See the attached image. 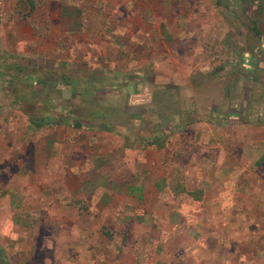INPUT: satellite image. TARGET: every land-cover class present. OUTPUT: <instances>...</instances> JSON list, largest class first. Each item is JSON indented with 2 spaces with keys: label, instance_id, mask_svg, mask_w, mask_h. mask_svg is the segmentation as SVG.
I'll use <instances>...</instances> for the list:
<instances>
[{
  "label": "rangeland",
  "instance_id": "obj_1",
  "mask_svg": "<svg viewBox=\"0 0 264 264\" xmlns=\"http://www.w3.org/2000/svg\"><path fill=\"white\" fill-rule=\"evenodd\" d=\"M161 17H165L164 21ZM263 43L264 0H0V56L14 53L24 70L33 69L53 83L61 82V77L68 81V85L64 80L54 89L36 92L31 90L36 89V81L29 88L20 86L26 103L12 102L19 99L21 92L12 96L0 86V122L8 116V126L15 128L11 133L13 138L16 136V145L28 143L27 149L20 151L21 156L10 165L17 169L20 160L22 163L25 160L26 170L33 167L39 160L42 135L62 138L73 135L63 129L64 124L37 131L28 124L29 104L41 114L46 112L48 101L63 98L66 104L75 103L85 111L91 107L106 112H99L93 126L84 123L75 128L76 142H90V147L84 146L87 151L80 154L87 156L91 152L97 156L111 143L133 146L136 142L146 140L148 144L159 139L156 147L165 148L166 155L159 169L176 177L172 187L181 196L182 209H197L198 204L187 192H191L189 188L196 189L195 178L203 172H199V161L190 165L188 160L191 154H199V147L189 150L183 145L206 140L211 133L214 140L222 137L225 125L221 124L224 121L221 111L227 106L238 109L243 106L250 122L257 123L256 114L261 113L264 123ZM136 45L139 58L131 52ZM248 48L253 59L244 52ZM247 58L254 66L247 68ZM69 84L74 85L73 90ZM135 95H142L143 100L137 103ZM248 97L250 102L246 105ZM92 98L100 99V104H88ZM72 104L61 113L73 120L79 108ZM230 119L227 118L228 122ZM237 120L243 122L241 117ZM98 121H104L110 130L100 129ZM184 121H187L185 130L180 129ZM177 124L179 128H175ZM228 129L232 131L231 127ZM92 132L96 133V142L91 139ZM252 135L262 137L261 126L256 125L249 136ZM172 145L176 149L171 152ZM23 169V165L19 167L20 172ZM30 174L25 171L16 176V188L23 186V176L31 177ZM6 175L1 178L6 179ZM234 176L236 173L225 184L224 191H231ZM189 177L193 181L185 182L184 178ZM27 183L36 189L44 185ZM13 203L16 207L10 214L11 221L16 223L10 228L13 238H5L6 245L14 243L16 247L7 246L10 252L15 251L10 264L11 261L15 264V256L25 258L24 264H118L115 253L107 256L110 249L104 236L117 244H128L134 239L132 221H127L121 231L118 226L111 228L109 220H105V228L89 234L90 243L94 244L89 246L67 225L65 229L59 228L58 222L66 224L73 216L71 212L66 214V207L30 194L16 198ZM79 217L92 221L96 216ZM21 250L27 254L21 255ZM93 250L97 252L96 258L90 253Z\"/></svg>",
  "mask_w": 264,
  "mask_h": 264
},
{
  "label": "crops",
  "instance_id": "obj_2",
  "mask_svg": "<svg viewBox=\"0 0 264 264\" xmlns=\"http://www.w3.org/2000/svg\"><path fill=\"white\" fill-rule=\"evenodd\" d=\"M164 19L160 18L161 21ZM138 51L137 45L131 49L137 58ZM151 52L159 56L154 50ZM244 52L251 57L249 48ZM178 59L179 56L175 60ZM247 62V68L254 66L248 58ZM134 98L137 103L143 100L142 95ZM249 102L248 97L245 104ZM221 112L224 117L221 124L225 125L222 137L214 140L211 133L206 140L183 145L184 148L193 147V150L199 147V154H191L188 160L190 165L199 161V172H203L195 178L196 189L189 188L191 192H187L198 204L197 209H182L181 196L172 187L176 177L159 169L166 156L165 148L156 147L159 139L148 144L136 142L133 146L125 142L111 143L103 154L96 156L90 152L83 156L80 152H86L84 146L90 147V142H76L75 128L79 127L64 124L63 129L72 136H40L44 140L39 144V160L33 164L34 170L30 166L25 169L28 166L25 160L23 163L20 160L14 169L10 164L21 156L20 151L27 149L28 143L16 145V136L13 138L11 133L15 128L8 126V116L4 117L0 122V264H10L9 260L15 254L7 249V246L16 248L14 243L5 244V238H13L10 228L16 224L10 218L15 207L13 201L29 194L41 198V201L45 199L66 207L67 212L61 210V213L71 212L73 216L66 224L58 222L59 228L65 229L64 225H67L80 238L87 240L89 246L93 244L89 234L105 228V220H109L111 228L118 226L121 231L125 230L127 221H132L135 233L130 243L117 244L104 236L105 245L113 252L109 251L107 256L115 253L118 264H264V135L249 136L256 125L264 132V123L260 119L261 113L256 114L259 117L257 123L250 122L248 115H244L243 106L240 109L227 106ZM180 116L183 117V113ZM237 117L243 122H238ZM227 118H231L229 122ZM186 124L180 129L185 130ZM51 127L61 126L32 129ZM92 134L91 139L96 142V133ZM95 146L96 143L93 149ZM175 149L176 145L169 147L171 152ZM108 150H111L110 154ZM22 165L24 169L20 172ZM25 171L31 173V177L23 176V186L16 188L14 178ZM235 173L231 191H224L225 184ZM3 174H7L6 179L1 178ZM193 179L184 178V181ZM28 181L44 185L36 189ZM69 202L72 204L67 205ZM81 214L96 217L88 221L80 218ZM145 236L149 239L145 240ZM22 252L27 254L21 250V255ZM90 253L96 258V250ZM14 262L24 264L26 259L15 256Z\"/></svg>",
  "mask_w": 264,
  "mask_h": 264
},
{
  "label": "trees",
  "instance_id": "obj_3",
  "mask_svg": "<svg viewBox=\"0 0 264 264\" xmlns=\"http://www.w3.org/2000/svg\"><path fill=\"white\" fill-rule=\"evenodd\" d=\"M29 4H32V2H29ZM255 33L258 34L257 30H255ZM9 59H11L12 61H10ZM5 75L7 76L6 79H4ZM64 80L67 81L66 79L61 77V82ZM32 81H36V86H37L36 89L31 88V90L35 92L41 91L43 89L51 90L61 84V82H58L57 80L56 82L53 83L51 79H49L48 77L37 75L36 72L33 71V69L24 70V66L19 64L18 56L14 53L9 52L5 56H0V86L2 85L6 91L12 94V96L17 95L16 91L21 92L20 86H23L24 88L25 87L29 88V84H31ZM64 84L68 85V81ZM69 85L71 86L70 90H73L74 85L71 84ZM99 100H96L95 98L88 99V104H90L91 106L98 105L100 104L99 102H101ZM19 101L26 103V98L23 95V90L18 100H12V102L14 103H18ZM66 101L67 100L63 98H58L54 101L52 100L48 101L49 106L45 108L46 112H42L41 114L35 112L34 110H36L37 107L35 106V108L33 109L32 107L33 105L31 104H29L27 108L32 112L30 111L28 112L24 108H21V110L22 109L23 111L26 110L28 124L31 128H39L42 126H55L59 124L73 125L74 127H80V126H84V123L87 124L86 126H93V124H95L94 122L96 120V117L99 115V112L101 114L106 113L102 108L96 111V110H92V108L90 107L88 108V110L85 111L82 109L81 106L78 107L75 103L66 104L65 103ZM70 104L77 107L76 109L79 108V112L77 116L73 118V120L70 118L68 114L61 113L65 108L69 107ZM167 117L169 119L171 118L169 115ZM183 123L185 124L187 123V121ZM184 124H181L180 126L181 127L185 126ZM97 126L100 129L110 130V128L106 125V123H104V121H98ZM174 126L175 128H179L178 124ZM145 142L147 141L145 140Z\"/></svg>",
  "mask_w": 264,
  "mask_h": 264
}]
</instances>
